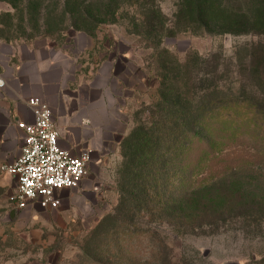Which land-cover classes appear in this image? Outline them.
I'll return each mask as SVG.
<instances>
[{"label": "rangeland", "instance_id": "rangeland-1", "mask_svg": "<svg viewBox=\"0 0 264 264\" xmlns=\"http://www.w3.org/2000/svg\"><path fill=\"white\" fill-rule=\"evenodd\" d=\"M228 1L238 7L237 0ZM105 2L96 0L98 5ZM155 2L172 24L178 0ZM63 3L0 0V76L8 79L10 67L27 59H45L48 65L66 70L71 87L90 81L95 87L93 104L110 108L113 121L98 117L105 128L98 150H89L87 176L78 188L64 194L60 208L18 210L11 193L9 206L0 207V264H264L262 210L244 206L239 210L242 217L226 216L219 227H198L174 216L170 180L163 210L160 199L150 207L144 202L138 210L127 202L129 194L121 179V143L131 131L134 115L144 103L158 102L162 49L187 65L181 69L185 77H210L216 70L226 79L224 85L236 81L232 92L237 96L259 98L264 106V34L188 30L165 36L157 45L155 34H146L140 6L122 2L115 22L86 32L74 26L76 16ZM222 89L231 93L227 87ZM242 140L247 146L255 145L252 139ZM236 155L235 148L228 147L220 159L205 162L207 171L234 163ZM188 161L194 163L191 157ZM170 170L165 174L172 175ZM226 179L232 181L207 187L201 196L212 214L229 203H222L228 189L236 188L239 197L249 201L264 196V160L228 170ZM6 209L16 213L10 224L3 219Z\"/></svg>", "mask_w": 264, "mask_h": 264}, {"label": "trees", "instance_id": "trees-1", "mask_svg": "<svg viewBox=\"0 0 264 264\" xmlns=\"http://www.w3.org/2000/svg\"><path fill=\"white\" fill-rule=\"evenodd\" d=\"M122 2L142 8L139 14L144 17L146 34H155L157 45L165 36L188 30L264 34V0H237V8L228 0H178L174 22L170 25L155 0H107L102 5L96 4V0H64L63 8L76 16L77 29L93 32L102 24L116 21ZM159 54L162 71L157 76L160 79L158 102L153 106L144 103L135 113L131 131L121 143L124 158L121 179L129 194L127 202L140 210L144 202L150 207L153 201L160 199L163 210L167 200L166 181L170 180L173 197L169 198H174V216L187 218L189 224L219 227L227 217L244 216L239 214L244 206L264 212V196L249 201L240 198L236 188L226 191L228 195L222 203H229L218 213L212 214L210 206L201 203L207 187L232 181L226 179L228 170L253 160H264V135H257V132L264 134L261 99L237 96L232 92L236 81L224 85L226 79L216 70L210 77H185L181 69L187 65L167 49ZM222 87H227L231 93L225 94ZM244 138L254 140L255 145L247 146ZM230 146L240 157L236 155L234 163L216 171H207L205 162L220 159L219 155ZM215 152L217 154L213 155ZM244 154L248 156L242 157ZM190 157L192 164L188 161ZM167 170L172 171V175H166ZM209 201L216 203L213 199ZM194 203L196 207H192ZM189 213L191 215H187Z\"/></svg>", "mask_w": 264, "mask_h": 264}, {"label": "crops", "instance_id": "crops-1", "mask_svg": "<svg viewBox=\"0 0 264 264\" xmlns=\"http://www.w3.org/2000/svg\"><path fill=\"white\" fill-rule=\"evenodd\" d=\"M44 60L39 57L27 59L10 67L11 76L8 79L0 76V165L13 162L20 155L24 131L18 123H31L34 120L33 111L27 104L29 97L38 96L50 104L60 131V145L75 155L89 150L97 152L102 131L105 133L104 124L97 122L99 116L113 121L110 108L104 104H93L95 96L91 91L95 87L90 81H79L76 87H71L66 70L53 67L51 63L48 65ZM15 186V178L0 171L2 209L9 206L8 201ZM28 207L43 210L33 204ZM15 217L14 209H6L3 219L10 224Z\"/></svg>", "mask_w": 264, "mask_h": 264}, {"label": "built area", "instance_id": "built-area-1", "mask_svg": "<svg viewBox=\"0 0 264 264\" xmlns=\"http://www.w3.org/2000/svg\"><path fill=\"white\" fill-rule=\"evenodd\" d=\"M34 120L19 122L24 131L20 155L0 165V171L16 180L12 201L19 209L38 205L43 210L60 207L64 193L78 188L88 173L90 152L75 155L60 145V131L53 109L43 98L27 99Z\"/></svg>", "mask_w": 264, "mask_h": 264}]
</instances>
